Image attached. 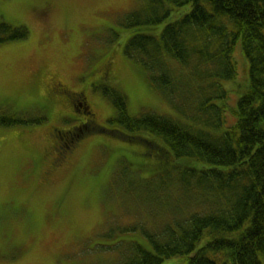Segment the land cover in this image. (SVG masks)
Segmentation results:
<instances>
[{
  "label": "rangeland",
  "instance_id": "rangeland-1",
  "mask_svg": "<svg viewBox=\"0 0 264 264\" xmlns=\"http://www.w3.org/2000/svg\"><path fill=\"white\" fill-rule=\"evenodd\" d=\"M141 1L0 0V19L29 29L28 37L0 43V264H113L133 242L151 249L145 230L196 206H184L186 189L172 170L174 155L162 161L146 155L143 144L105 133L81 139L78 164L55 182L37 178L52 108L42 95L43 81L50 86L59 77L71 89H84L102 124L116 114L112 89L126 95L132 115L177 113L151 85L148 71L124 51L133 31L123 27V14ZM49 5L51 12L43 14ZM234 56L238 74L224 82L230 107L249 84L241 42ZM106 60L111 80L101 75ZM73 112L71 125L81 118ZM5 116L26 122L4 124ZM181 262L173 256L161 264Z\"/></svg>",
  "mask_w": 264,
  "mask_h": 264
},
{
  "label": "trees",
  "instance_id": "trees-1",
  "mask_svg": "<svg viewBox=\"0 0 264 264\" xmlns=\"http://www.w3.org/2000/svg\"><path fill=\"white\" fill-rule=\"evenodd\" d=\"M122 25L133 31L125 54L177 113L132 115L126 95L112 89L109 122L121 124L118 137L143 144L146 155H174L184 206H196L145 230L151 249L133 242L113 264H161L173 256L180 264H264V0H142ZM28 35L27 26L0 19V43ZM238 42L249 84L230 107L224 82L238 74Z\"/></svg>",
  "mask_w": 264,
  "mask_h": 264
},
{
  "label": "flooded vegetation",
  "instance_id": "flooded-vegetation-1",
  "mask_svg": "<svg viewBox=\"0 0 264 264\" xmlns=\"http://www.w3.org/2000/svg\"><path fill=\"white\" fill-rule=\"evenodd\" d=\"M51 9L50 5L47 8H41L43 14H48ZM110 63V60H106L101 68L103 79H112ZM42 95L52 106L48 110L51 123L41 136L43 152L39 158H36V169L41 182L51 183L55 182L64 171H69L78 164L81 139L92 131L99 132L102 129L112 131L114 128L106 123H99L95 114L94 117L88 116L86 109L90 103L86 91L71 89L66 81L59 77L50 86L43 81ZM74 109L78 110L81 118L79 122L71 125V119L75 120L77 116L73 112ZM34 149L37 151L36 148Z\"/></svg>",
  "mask_w": 264,
  "mask_h": 264
}]
</instances>
